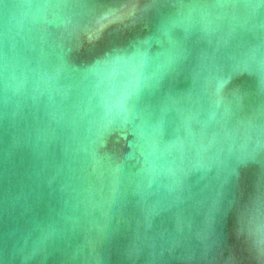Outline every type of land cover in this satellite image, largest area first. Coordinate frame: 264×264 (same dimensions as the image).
Masks as SVG:
<instances>
[{"label":"water","instance_id":"1","mask_svg":"<svg viewBox=\"0 0 264 264\" xmlns=\"http://www.w3.org/2000/svg\"><path fill=\"white\" fill-rule=\"evenodd\" d=\"M0 264H264V0H0Z\"/></svg>","mask_w":264,"mask_h":264}]
</instances>
